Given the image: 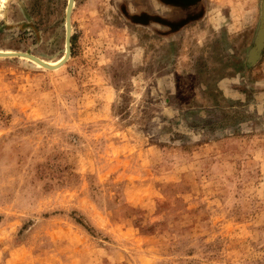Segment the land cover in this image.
Masks as SVG:
<instances>
[{
	"label": "rangeland",
	"instance_id": "1",
	"mask_svg": "<svg viewBox=\"0 0 264 264\" xmlns=\"http://www.w3.org/2000/svg\"><path fill=\"white\" fill-rule=\"evenodd\" d=\"M67 0H0V53L65 58ZM264 0H73L69 57L0 58V264H264Z\"/></svg>",
	"mask_w": 264,
	"mask_h": 264
},
{
	"label": "water",
	"instance_id": "2",
	"mask_svg": "<svg viewBox=\"0 0 264 264\" xmlns=\"http://www.w3.org/2000/svg\"><path fill=\"white\" fill-rule=\"evenodd\" d=\"M73 5V0H67L66 1V5H65V10H64V48H65V58L63 59V61H61L59 66L56 67H48L45 64H43L42 62L38 61L35 57H33L31 54L28 53H23V52H12V53H0V58H15L17 59V57H28L30 59H32L35 62H38L40 64V67L45 69V70H54V69H59L60 66H62L65 61L68 59L69 57V47H70V24H69V15H70V10L72 8ZM264 43V20L262 23V27L257 35V41L254 44L252 50H251V56H256L258 54V52L261 49V46Z\"/></svg>",
	"mask_w": 264,
	"mask_h": 264
},
{
	"label": "bare ground",
	"instance_id": "3",
	"mask_svg": "<svg viewBox=\"0 0 264 264\" xmlns=\"http://www.w3.org/2000/svg\"><path fill=\"white\" fill-rule=\"evenodd\" d=\"M37 64H39L38 62H36Z\"/></svg>",
	"mask_w": 264,
	"mask_h": 264
}]
</instances>
